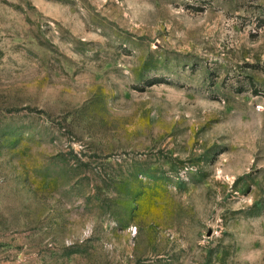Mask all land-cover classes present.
I'll return each instance as SVG.
<instances>
[{"label": "rangeland", "instance_id": "1", "mask_svg": "<svg viewBox=\"0 0 264 264\" xmlns=\"http://www.w3.org/2000/svg\"><path fill=\"white\" fill-rule=\"evenodd\" d=\"M0 264H264V0H0Z\"/></svg>", "mask_w": 264, "mask_h": 264}]
</instances>
